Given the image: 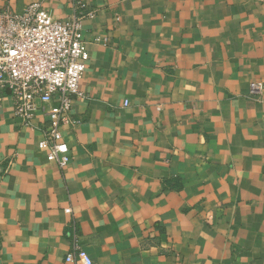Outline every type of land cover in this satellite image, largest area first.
Here are the masks:
<instances>
[{
	"label": "crops",
	"instance_id": "1",
	"mask_svg": "<svg viewBox=\"0 0 264 264\" xmlns=\"http://www.w3.org/2000/svg\"><path fill=\"white\" fill-rule=\"evenodd\" d=\"M86 7L79 9L78 3ZM83 17L90 61L63 130L0 110V264H264V0H0Z\"/></svg>",
	"mask_w": 264,
	"mask_h": 264
},
{
	"label": "built area",
	"instance_id": "2",
	"mask_svg": "<svg viewBox=\"0 0 264 264\" xmlns=\"http://www.w3.org/2000/svg\"><path fill=\"white\" fill-rule=\"evenodd\" d=\"M83 2L79 9L85 8ZM84 35L83 17L56 20L40 3H31L24 12L0 11V110L6 90L13 99L14 114L31 125L41 113L43 138L38 148L47 160L65 169L72 159L63 130L77 126L74 97H83L80 85L88 68L90 53ZM264 83L253 85L250 97L257 99ZM65 264H95L81 248L77 235Z\"/></svg>",
	"mask_w": 264,
	"mask_h": 264
}]
</instances>
